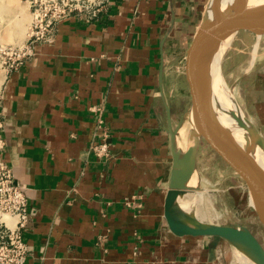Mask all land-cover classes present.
<instances>
[{
	"label": "crops",
	"instance_id": "obj_1",
	"mask_svg": "<svg viewBox=\"0 0 264 264\" xmlns=\"http://www.w3.org/2000/svg\"><path fill=\"white\" fill-rule=\"evenodd\" d=\"M207 3L111 0L101 19L64 21L6 72L5 159L33 219L26 264H228L229 243L179 237L164 218L173 164L167 105L175 128L190 103L181 65ZM256 78L264 137V71ZM177 98L188 101L182 112ZM104 138L111 156L100 160L91 146Z\"/></svg>",
	"mask_w": 264,
	"mask_h": 264
},
{
	"label": "water",
	"instance_id": "obj_2",
	"mask_svg": "<svg viewBox=\"0 0 264 264\" xmlns=\"http://www.w3.org/2000/svg\"><path fill=\"white\" fill-rule=\"evenodd\" d=\"M221 3L222 0H215L213 3L208 0L201 23L186 49L181 74L190 103L175 128L167 105L173 164L165 197L164 218L172 233L179 237L219 238L255 264H264V245L249 227L241 223L206 222V218L202 219L198 214L199 211H205L204 205L201 204L200 207L198 202L200 194H205L198 174L200 146L201 142H205L239 178L252 200L251 207L264 226V164L235 139L233 131L220 125L210 107L211 95L204 92L202 84L204 63L209 55L241 32L254 35L256 42L248 69L235 80L229 93H234L237 85L252 72L260 40L264 37V4L250 3L249 0H244L239 6L233 0H226L224 5ZM210 4L211 7L214 6L212 13L209 12ZM163 72L164 59L161 79ZM246 121L250 124L246 129H251L256 136L255 141L264 150L263 135L247 118ZM188 125L189 131L184 136Z\"/></svg>",
	"mask_w": 264,
	"mask_h": 264
},
{
	"label": "rangeland",
	"instance_id": "obj_3",
	"mask_svg": "<svg viewBox=\"0 0 264 264\" xmlns=\"http://www.w3.org/2000/svg\"><path fill=\"white\" fill-rule=\"evenodd\" d=\"M15 1L26 8L28 17L23 21L22 15L18 13L19 10L17 8L12 7L13 5L11 6L10 4L6 5L0 0V47L19 43L28 36L31 22L29 7L24 0ZM255 42V36L246 32L237 34L231 41L220 62L222 77L227 87H231L235 80L248 69L252 60ZM183 53L184 51L172 56L171 65H178L182 55H184ZM178 56H180L179 60H177ZM252 71L237 85L234 95L244 116L259 130V100H262L263 96L260 94L262 90H259L260 84L256 75L257 71H264V37L260 40L256 63ZM3 72L5 71L0 69V75ZM255 85L256 87L258 86L256 90L252 88L250 89L251 92H248V88ZM183 100L177 98L175 101V107L178 112H182L188 105V101L185 100L183 102ZM188 131L189 125L184 136H186ZM200 154L198 174L202 179V191L206 194V202L204 203V210L208 214L206 222L244 224L252 230L264 245V226L254 209L250 206L248 199L245 201L240 199L241 190L239 187L241 186V181L239 178L209 149L205 142H201ZM229 247L231 251L227 257L228 264H241L234 254V248L230 244Z\"/></svg>",
	"mask_w": 264,
	"mask_h": 264
},
{
	"label": "built area",
	"instance_id": "obj_4",
	"mask_svg": "<svg viewBox=\"0 0 264 264\" xmlns=\"http://www.w3.org/2000/svg\"><path fill=\"white\" fill-rule=\"evenodd\" d=\"M31 22L28 36L16 44L0 47V69L5 73L19 69L36 53V46L49 41L64 21L79 18L91 23L107 14L111 0H24ZM0 115V264H26L31 247L26 239L33 219L27 191L17 180L5 159L7 147ZM91 150L100 160L109 159L107 138L94 143Z\"/></svg>",
	"mask_w": 264,
	"mask_h": 264
},
{
	"label": "bare ground",
	"instance_id": "obj_5",
	"mask_svg": "<svg viewBox=\"0 0 264 264\" xmlns=\"http://www.w3.org/2000/svg\"><path fill=\"white\" fill-rule=\"evenodd\" d=\"M6 5L10 4L12 7H15L19 10V14L22 15V20L27 19L28 12L26 8L22 5H19L15 0H2ZM212 3L215 0H211ZM244 0H233V2H237L236 4L239 6L243 3ZM250 3L256 4H264V0H249ZM226 0H222L224 3ZM211 7V4H210ZM214 6L209 9V12L212 13ZM24 17V18H23ZM233 41V40H232ZM231 41L224 42L219 47L215 48L212 53L209 55L207 60L204 63L203 68V76H202V84L204 88V92L210 93L212 112L214 113L216 119L220 123V125L228 130L234 132L235 139L248 150L255 155L258 160L264 164V150L261 145L255 141V134L251 132V129L248 131L246 128L250 125L246 121V117L244 116L243 111L238 105L236 97L234 93H229L230 87H227L224 83V79L222 77V70L220 62L223 58V54L229 47ZM5 79V72L0 75V87L3 84ZM207 181V180H206ZM195 182V181H194ZM206 194H200L199 197V205H204L206 202ZM190 198V197H189ZM252 200L250 199V206H252ZM203 209V208H202ZM211 209V208H210ZM209 209V210H210ZM208 210V209H207ZM199 216L202 219L208 217L205 211H199ZM211 214V212H210ZM214 214V213H213ZM219 218V217H218ZM211 222V221H210ZM234 254L236 255L238 262L241 264H255L252 260L246 257L244 254L237 252L234 250ZM234 262V261H233Z\"/></svg>",
	"mask_w": 264,
	"mask_h": 264
}]
</instances>
